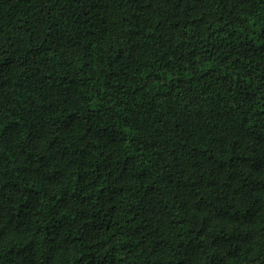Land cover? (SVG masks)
<instances>
[{
    "label": "trees",
    "instance_id": "obj_1",
    "mask_svg": "<svg viewBox=\"0 0 264 264\" xmlns=\"http://www.w3.org/2000/svg\"><path fill=\"white\" fill-rule=\"evenodd\" d=\"M0 264H264V0H0Z\"/></svg>",
    "mask_w": 264,
    "mask_h": 264
}]
</instances>
